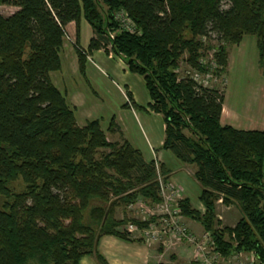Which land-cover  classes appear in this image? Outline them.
Instances as JSON below:
<instances>
[{
  "label": "trees",
  "instance_id": "trees-1",
  "mask_svg": "<svg viewBox=\"0 0 264 264\" xmlns=\"http://www.w3.org/2000/svg\"><path fill=\"white\" fill-rule=\"evenodd\" d=\"M226 1L0 0L18 8L0 13V264H80L84 255L108 264L97 248L102 235L141 241L121 227L155 219L117 218V209L159 203V176L170 180L163 162L146 160L127 139L109 140L99 119L80 126L53 82L66 27L75 21L79 35L83 18L94 35L87 48L74 42L81 69L104 49L144 76L150 108L166 123L162 148L195 168L205 210L184 196L183 216L210 232L222 257L254 252L264 264V130L223 125L224 92L177 71L181 62L203 71L201 37L216 33L225 42L216 54L221 77L228 46L252 34L264 75V0ZM120 9L136 33L118 29ZM220 200L237 207L233 225L222 223Z\"/></svg>",
  "mask_w": 264,
  "mask_h": 264
},
{
  "label": "crops",
  "instance_id": "crops-1",
  "mask_svg": "<svg viewBox=\"0 0 264 264\" xmlns=\"http://www.w3.org/2000/svg\"><path fill=\"white\" fill-rule=\"evenodd\" d=\"M66 33L60 51L61 69L51 72V77L75 110L77 123L84 126L89 120L99 119L109 140L120 142L127 139L142 151L146 160L157 159L163 162L170 170V180L176 182L181 194L189 198L194 206L197 203L194 199L200 196L201 186L193 179L194 172L184 168L185 163L176 156L178 160H175L169 154L171 151L162 148L166 137V123L161 113L150 108L152 98L144 76L132 72L121 57L104 49L94 50L86 56L83 71L73 42L78 38L80 44L87 48L94 31L83 18L79 35L75 21L67 25ZM229 56L230 63L231 53ZM223 92L225 97L226 89ZM228 111L224 99L220 118L223 125L245 130H264L233 125ZM113 120L116 122V129L112 131L110 125ZM194 207L205 210L201 201ZM185 221L195 233L201 234L205 231L195 220L185 218ZM97 248L108 264H194L193 253L190 258L185 256V244L148 245L143 240H126L116 235L104 234L99 238ZM80 264L97 262L92 255H84Z\"/></svg>",
  "mask_w": 264,
  "mask_h": 264
},
{
  "label": "built area",
  "instance_id": "built-area-1",
  "mask_svg": "<svg viewBox=\"0 0 264 264\" xmlns=\"http://www.w3.org/2000/svg\"><path fill=\"white\" fill-rule=\"evenodd\" d=\"M114 16L119 23L118 29L131 33L137 32V25L127 11L120 9L115 12ZM114 35L115 32L111 31V38ZM217 36L216 33H211L209 37L207 35L201 37L204 43L201 53L209 50L214 40V42L219 43V46L225 43L222 39H218ZM210 51L214 52L212 56L204 53L199 58L198 62L204 67L203 71L187 66L183 70L185 75L190 76V78L204 87H212L210 85L211 81L219 80L221 77L225 78L224 75L219 78V75L217 76L215 74V70L219 68L218 60L216 59V54L219 50L214 48ZM181 70L179 68L177 71L182 74ZM159 181L162 200L159 203L151 205V208L149 207L150 205H146L145 207L148 208L149 215L141 218L142 220H147L150 217H155L154 221L144 228H140L137 224L129 222L125 229L131 235L139 234L143 242L148 245L161 243L167 246L188 243L192 246V263L194 262V264H262L254 252H237L228 258L222 257L221 254L215 251V243L210 232L204 231L198 234L192 231L187 225L180 207V200L184 196L181 194V190L176 182L172 180L164 182L161 176H159ZM243 258L247 261L242 262Z\"/></svg>",
  "mask_w": 264,
  "mask_h": 264
},
{
  "label": "rangeland",
  "instance_id": "rangeland-1",
  "mask_svg": "<svg viewBox=\"0 0 264 264\" xmlns=\"http://www.w3.org/2000/svg\"><path fill=\"white\" fill-rule=\"evenodd\" d=\"M228 2L224 0L223 7H228ZM18 8L8 4L0 5V13L4 16L11 15ZM215 41V40H214ZM212 41L213 45L204 53L212 56L214 48L221 49L219 43ZM230 56L228 54V63L226 66V74L224 77H219V80L211 81L210 85L220 91L226 89L225 105L229 109L228 116L232 124L242 128H264V75L263 68L259 64V52L257 47V37L252 34L244 36L239 44L228 46ZM210 51V52H208ZM202 53V54H204ZM185 58V57H184ZM186 65L181 62V71L184 74ZM228 82V83H227ZM172 158L176 159L173 153H169ZM186 170H195L193 166L184 165ZM192 178V177H191ZM194 179V177H193ZM198 204L199 198L194 199ZM195 203L194 206L198 204ZM144 205V206H143ZM147 204L143 200L133 204L132 206L122 209L121 207L116 211V217L121 218L123 212L127 218H142L149 215ZM149 206V205H147ZM151 208V206H149ZM218 212L222 214L221 221L224 225H233L236 219L240 218L239 211L235 205H227L220 201L218 203ZM126 225L122 226L125 228ZM132 238H140L139 234L132 235ZM157 244V243H155ZM161 244V243H159ZM187 246L185 249V256H192V246L188 243H178L177 245ZM154 245V244H152ZM189 248V249H188ZM246 262L243 258L242 262ZM194 263V262H193Z\"/></svg>",
  "mask_w": 264,
  "mask_h": 264
}]
</instances>
